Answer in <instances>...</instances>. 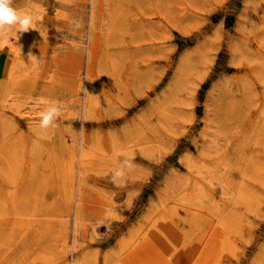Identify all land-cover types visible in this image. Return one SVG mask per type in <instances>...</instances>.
<instances>
[{
    "label": "rangeland",
    "instance_id": "rangeland-1",
    "mask_svg": "<svg viewBox=\"0 0 264 264\" xmlns=\"http://www.w3.org/2000/svg\"><path fill=\"white\" fill-rule=\"evenodd\" d=\"M13 7L42 15L0 36V264H264V0Z\"/></svg>",
    "mask_w": 264,
    "mask_h": 264
},
{
    "label": "clouds",
    "instance_id": "clouds-1",
    "mask_svg": "<svg viewBox=\"0 0 264 264\" xmlns=\"http://www.w3.org/2000/svg\"><path fill=\"white\" fill-rule=\"evenodd\" d=\"M33 19L28 14H22L13 7V0H0V36L7 31L15 29L17 39L18 33H24L33 29ZM29 56H34L29 53ZM62 109L56 102H51L40 112L39 127L47 130L57 127L56 121L61 116ZM133 167L127 159L114 172V179L124 176V169Z\"/></svg>",
    "mask_w": 264,
    "mask_h": 264
},
{
    "label": "bare ground",
    "instance_id": "bare-ground-1",
    "mask_svg": "<svg viewBox=\"0 0 264 264\" xmlns=\"http://www.w3.org/2000/svg\"><path fill=\"white\" fill-rule=\"evenodd\" d=\"M60 12V11H59ZM42 15V14H41ZM41 15L39 14L38 17L36 18H32L33 19V24H32V27H33V31L35 30V25H34V22L37 20V19H40ZM35 19V20H34ZM93 21V20H92ZM35 33V32H34ZM25 35V34H24ZM38 35V34H37ZM18 39H17V36L15 35V39L16 41L18 42H22V37L20 35H18ZM36 37V36H35ZM5 43H8L9 45V41H6V40H3L1 41V45H6ZM9 47H11V49L13 50V54L15 57H17V55H19L20 53H22V51L20 50H17L15 49L12 45H10ZM16 61H13V65L11 67V70H10V73H9V77L7 80H5L7 83H6V87L8 88L9 85L11 84V82L14 80L15 78V74L17 75L18 72L17 70L19 69V67H21L22 64H20L18 62V59H14ZM238 65V64H237ZM17 72V73H16ZM20 73V72H19ZM17 81V80H16ZM15 82V81H14ZM15 85V84H14ZM9 89V88H8ZM90 94V93H89ZM40 104V103H39ZM37 105V106H36ZM36 105H33L32 107H30L25 113L26 115H28L30 118H29V126L30 128L34 129V130H41V128L39 127V119H40V112L42 110L38 109L39 105L38 103ZM19 107L20 106H16V109L13 111L14 114H20L19 116H21V111L19 110ZM40 107H41V104H40ZM13 108V107H12ZM159 108V107H158ZM13 110V109H11ZM24 112V111H23ZM24 113V114H25ZM48 129H53L52 127L48 128ZM84 159V158H83ZM82 159V160H83ZM67 192V191H66ZM69 193V192H68ZM65 194V193H64ZM66 195V194H65ZM67 197V196H66ZM71 197V196H70ZM21 217V216H20ZM42 260V259H41Z\"/></svg>",
    "mask_w": 264,
    "mask_h": 264
},
{
    "label": "crops",
    "instance_id": "crops-1",
    "mask_svg": "<svg viewBox=\"0 0 264 264\" xmlns=\"http://www.w3.org/2000/svg\"><path fill=\"white\" fill-rule=\"evenodd\" d=\"M5 65H6V56L5 58H0V77H2L5 73Z\"/></svg>",
    "mask_w": 264,
    "mask_h": 264
}]
</instances>
